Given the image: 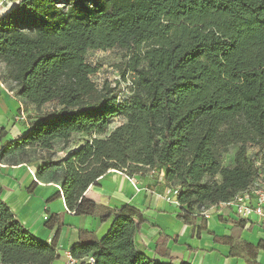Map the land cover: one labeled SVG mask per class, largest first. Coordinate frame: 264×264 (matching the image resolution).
<instances>
[{
  "label": "trees",
  "instance_id": "obj_1",
  "mask_svg": "<svg viewBox=\"0 0 264 264\" xmlns=\"http://www.w3.org/2000/svg\"><path fill=\"white\" fill-rule=\"evenodd\" d=\"M88 49L123 52L128 91L107 82L97 87ZM0 63L20 98L36 110L51 106L14 143L25 147L22 156L52 150L73 134L88 136L36 170L62 165L60 190L48 202L61 198L74 215L96 213L87 191L112 169L129 177L163 171L177 186L179 216L188 225L264 174L257 163L264 154V0H19L0 14ZM115 118L120 123L102 136ZM248 143L256 152L247 151ZM235 144L233 162L224 166L222 155ZM111 215L99 239L79 230V243L69 248L78 264H173L169 250H161L165 235L155 253L167 260L137 248L135 234L145 222L138 208L125 204L100 217ZM62 221V212L50 213L44 226L52 235L42 241L0 197V264H52ZM215 240L244 264H258L264 249L263 240Z\"/></svg>",
  "mask_w": 264,
  "mask_h": 264
},
{
  "label": "crops",
  "instance_id": "obj_2",
  "mask_svg": "<svg viewBox=\"0 0 264 264\" xmlns=\"http://www.w3.org/2000/svg\"><path fill=\"white\" fill-rule=\"evenodd\" d=\"M18 1L15 0L9 7H2L0 14ZM5 74L6 69L0 63V152L4 149L0 156V197L17 219L42 241H50L52 235L44 226L49 214L63 213V226L56 245L59 258L52 264H65L69 248L79 243V230L92 232L97 239L101 238L113 218L111 215L102 221L100 216L103 211L119 209L125 204L143 213L145 222L135 234V244L155 260H167L163 254L155 253L161 235L169 238L161 245V250H169L173 264L182 261L191 264H244L242 259L231 257L229 246L221 240H215V237H233L253 244L264 241V221H258L255 216L248 220L238 219L230 207L216 205L209 218L199 215L194 224H185L179 216L180 206L175 193L177 186L168 183L163 171L159 170L140 172L130 177L118 170L107 171L87 191L99 205L95 214L74 215L66 210L61 198L48 202L60 190L62 165H51L37 175V168L45 163V159L40 156L45 150L33 152L37 156L32 158H20L22 154L19 152L25 147L14 143L28 132L32 123L38 120V115L31 113L32 105L16 94L14 82L5 78ZM21 114L25 118H21ZM12 152H18V155ZM55 168L57 173L53 171ZM32 182H36V187L30 192ZM240 221L245 222L243 227L236 225ZM200 225L203 226L201 229ZM257 262L264 264V249L258 251Z\"/></svg>",
  "mask_w": 264,
  "mask_h": 264
},
{
  "label": "rangeland",
  "instance_id": "obj_3",
  "mask_svg": "<svg viewBox=\"0 0 264 264\" xmlns=\"http://www.w3.org/2000/svg\"><path fill=\"white\" fill-rule=\"evenodd\" d=\"M15 0H2L0 5L1 8L9 7L13 4ZM87 60L93 65L98 66L97 72L92 76V80L95 82L97 87H100L104 82L109 83L111 86H116L120 91H128L130 86L131 75H125V79L122 78V71L120 67L122 66V62L127 58L123 56V52L119 49H107V50H95L88 49L86 51ZM33 114L40 115L47 111L51 110V106L44 105L39 110L31 108ZM34 109V110H33ZM120 119H113L108 125L107 131L104 135H107L116 125L120 123ZM88 136L84 134H73L67 143H63L62 141H56L53 144V148L50 151H45L44 154H40L41 157L45 159L47 163L49 162H58L60 158L66 155L70 150L79 146ZM239 147V144L231 145L227 152L222 155L221 163L224 166H230L233 162V154L235 150ZM247 151L249 153L256 152V147L250 143L246 144ZM33 150L29 151V155L21 156L20 158H32L33 156H37V153L34 154ZM13 155H18V152H12ZM21 152H19L20 154ZM258 165H260L261 169L264 170V154L261 155L260 159L257 161ZM57 173V168L53 170ZM204 180L210 182L213 180L218 181L219 176L215 177H205Z\"/></svg>",
  "mask_w": 264,
  "mask_h": 264
},
{
  "label": "built area",
  "instance_id": "obj_4",
  "mask_svg": "<svg viewBox=\"0 0 264 264\" xmlns=\"http://www.w3.org/2000/svg\"><path fill=\"white\" fill-rule=\"evenodd\" d=\"M20 109H22L21 105ZM21 118H25V115L21 114ZM175 193H177V189L175 190ZM218 205L232 208L238 219L248 220L255 216L258 221H264V174L259 173L251 186L246 190L237 193L232 200ZM214 206L216 205H213L202 212L205 218L210 217L211 213L214 211L212 210ZM44 218L46 219V216ZM67 257L68 259L65 264L78 263L77 260L70 256V254ZM86 260L88 263L93 262L91 256H88Z\"/></svg>",
  "mask_w": 264,
  "mask_h": 264
}]
</instances>
